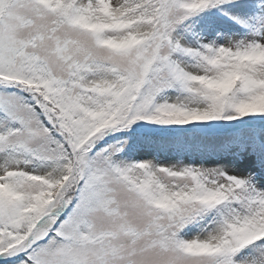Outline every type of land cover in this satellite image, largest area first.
<instances>
[{
	"label": "snow or ice",
	"instance_id": "6c2138e0",
	"mask_svg": "<svg viewBox=\"0 0 264 264\" xmlns=\"http://www.w3.org/2000/svg\"><path fill=\"white\" fill-rule=\"evenodd\" d=\"M0 264H264V0H0Z\"/></svg>",
	"mask_w": 264,
	"mask_h": 264
}]
</instances>
